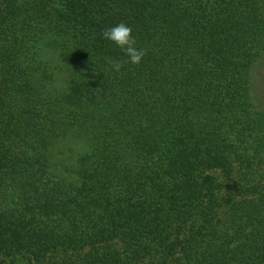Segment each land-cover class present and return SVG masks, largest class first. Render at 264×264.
<instances>
[{"label": "trees", "instance_id": "1", "mask_svg": "<svg viewBox=\"0 0 264 264\" xmlns=\"http://www.w3.org/2000/svg\"><path fill=\"white\" fill-rule=\"evenodd\" d=\"M119 22L147 55L116 74ZM263 55L264 0H0V264H264Z\"/></svg>", "mask_w": 264, "mask_h": 264}, {"label": "rangeland", "instance_id": "2", "mask_svg": "<svg viewBox=\"0 0 264 264\" xmlns=\"http://www.w3.org/2000/svg\"><path fill=\"white\" fill-rule=\"evenodd\" d=\"M37 50L38 56L44 63L48 64L52 73V85L55 88H62L72 62L71 53L55 45L52 39L48 38L38 43ZM250 76L255 102H258L260 108L264 109V55L254 63ZM85 152V144L73 136L57 139L52 147V153L60 159L61 164L66 166L75 163L77 158Z\"/></svg>", "mask_w": 264, "mask_h": 264}, {"label": "clouds", "instance_id": "3", "mask_svg": "<svg viewBox=\"0 0 264 264\" xmlns=\"http://www.w3.org/2000/svg\"><path fill=\"white\" fill-rule=\"evenodd\" d=\"M100 35L104 40L114 44L123 53V58L109 59L108 69L112 73H121L126 65L139 66L147 55L146 49L138 47L132 27L124 22H119L112 27L102 29Z\"/></svg>", "mask_w": 264, "mask_h": 264}]
</instances>
